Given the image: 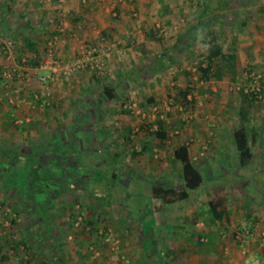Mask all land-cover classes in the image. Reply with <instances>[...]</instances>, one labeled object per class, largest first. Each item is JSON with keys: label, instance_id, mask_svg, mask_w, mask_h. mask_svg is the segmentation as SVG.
Segmentation results:
<instances>
[{"label": "rangeland", "instance_id": "obj_1", "mask_svg": "<svg viewBox=\"0 0 264 264\" xmlns=\"http://www.w3.org/2000/svg\"><path fill=\"white\" fill-rule=\"evenodd\" d=\"M203 1L212 10L203 20L222 14L229 23L220 41L235 53L236 66L224 81L199 79L203 48L187 34L200 21L201 0H0V20H11L12 29L0 33V68L12 41L15 60L24 56L31 67L28 90L48 100L16 103L0 80V146L21 150L45 139L44 164L65 161L45 177L34 168L26 180L20 169L10 170L9 155L0 160V264H27L29 257L35 264H202L197 258L209 251L187 245L191 233L212 226L210 198L236 212L234 232L215 225L210 244L217 260L210 263L264 264V0H227L223 10H216L220 0ZM50 49L62 67H82L41 82L35 69L51 60ZM190 79L192 104L181 96ZM248 92L257 96L246 108ZM122 105L132 115L117 113ZM157 117L170 139L141 129ZM243 125L254 152L247 165L234 142ZM182 142L194 145L207 180L189 199L155 200L153 185L184 188L173 156ZM81 172L91 188L72 184ZM254 208L263 212L256 228L247 217ZM155 210L160 222L173 225L175 240L147 239V230L161 232Z\"/></svg>", "mask_w": 264, "mask_h": 264}, {"label": "trees", "instance_id": "obj_2", "mask_svg": "<svg viewBox=\"0 0 264 264\" xmlns=\"http://www.w3.org/2000/svg\"><path fill=\"white\" fill-rule=\"evenodd\" d=\"M202 1V4H204V1ZM228 1L227 0H220L219 5L217 6L216 10H223L228 7ZM171 6L169 4L165 5V8L169 11H171ZM202 12L199 14L200 21L195 24L191 30L192 33H188V37L192 36L193 41H196L198 43L207 44V49L203 48V54L204 57L202 58L199 66L198 71L200 74L199 79L201 81H224L228 78L232 77V74L235 72V66H236V55L232 50H229L225 47V45L220 41V32H223L226 35H229L227 25H229L227 19L222 14H214L210 17H208L206 20H203V17L206 16L211 10L209 4H204L201 6ZM219 20L222 24L221 26L215 27L213 24L214 21ZM207 24V25H206ZM205 26L209 27V30H205ZM197 29H203L205 32V36L203 40H198L197 38ZM2 33V31H0ZM154 33H157V30L152 29L150 32H148L147 36L151 39H153L155 36ZM227 39V36H226ZM26 40L28 41L29 45H35V42L31 40L30 38L26 37ZM188 45L190 46V42H188ZM193 81L190 79L188 81V84L186 85L185 89L181 90V96L183 100H185V103L192 104L193 101L189 100V95L193 92L194 86ZM106 92L109 94L110 97L114 98V88L106 87ZM256 93L254 92H248L244 93V102L245 107L248 108L249 105L253 102V99L256 97ZM148 101L153 102L154 99L151 97L148 99ZM43 100H40L39 104L42 103ZM117 113H123L132 115V110L130 108L125 107L122 105L120 109L117 111ZM242 113L245 116L244 108L242 110ZM25 122V121H24ZM26 123V122H25ZM155 123V124H154ZM153 124H141L142 130H147L149 134L154 137L161 140H168L170 139L169 129L168 125L165 122L164 119L161 117H157L155 119ZM27 125L24 124H18L16 127L19 131H23L26 129ZM153 126V127H152ZM131 130V127H129ZM43 141H46L45 139ZM43 141H35L30 144L29 148H25L19 150L16 147H9L4 148L0 146V160L4 159L5 155H9L11 157L10 162L8 165L10 166V170H13L14 168L20 169L23 171L24 178L26 177V180L30 179V173L31 171L36 168L37 171L40 173V176L45 177V174L48 173L47 171H52L51 169L54 167L57 171V169H61L62 165H65V161L58 162V163H51L50 164H44L43 156L47 152V144ZM127 141H131V131L129 132V136H127ZM234 142L235 146L239 152L241 164L247 165L249 164L252 159L254 158V152L251 147V131L250 129L243 125L240 127H237L234 131ZM148 148V143L144 144V150ZM97 153L95 149H91V154ZM174 160L178 163L182 164V181L184 184V188L182 190H178L175 186H169L165 187L163 185H153L152 187V197L156 200H162L163 202H166L168 204H171L173 202H176L178 200H186L190 196L191 190H196L200 188L207 180L206 173L204 169L194 162V159L191 155V146L190 142H182L175 146L173 151ZM59 166V167H58ZM42 169V170H41ZM79 170H81L78 167ZM45 172V173H44ZM53 172V171H52ZM54 173V172H53ZM43 174V175H42ZM55 175V174H54ZM113 180H116L118 177L117 170L113 171ZM74 179H77L78 182H75V180H72V184L76 186L77 184H82L83 187H90V183L88 181H85L83 179L86 178L85 174L81 173H75ZM82 179L84 181H82ZM109 197L113 198V194L109 193ZM210 204V213H211V219L213 222L220 221L221 223H225L229 217V213L226 207V204L223 201H217V200H211L209 201ZM13 221H15L13 219ZM244 231V230H242ZM196 236H192L191 239H189V244L187 245V248H191L192 244L193 246H197L199 248H202L204 250H207L211 252V246L214 244L213 240L215 238L208 234L205 230L195 232ZM203 237H207L208 240H202ZM23 244V247L27 249V251H31L33 248L31 245H29L26 241H18V244ZM213 243V244H210ZM210 245V247H208ZM165 252H160L161 258H163V255ZM27 264H35L34 260H32L29 257V260L27 261ZM37 264H49L48 261L39 262Z\"/></svg>", "mask_w": 264, "mask_h": 264}, {"label": "built area", "instance_id": "obj_3", "mask_svg": "<svg viewBox=\"0 0 264 264\" xmlns=\"http://www.w3.org/2000/svg\"><path fill=\"white\" fill-rule=\"evenodd\" d=\"M13 47L14 44L12 41L6 43L4 47L5 59L0 68V80L4 82V87L15 95L13 97H15L16 99H12V101L16 103H23L27 100V98H29V104H33L35 101L40 100H43V102H47L48 100L44 99L39 92H30L28 90V82L32 79L31 67H29L28 64V58L23 56L19 61H16L13 57ZM49 57L51 59L50 61L48 60L45 63H41L38 68L35 69V74L43 83L48 81L49 79H52L55 73L60 69L65 70V72H71L73 71V69H80L82 67L81 63H78L75 66L73 64L72 66L67 65L66 67H62L59 60L56 59L53 49H50ZM42 70H48L50 71V74L41 75L40 72ZM22 121L25 120L22 119Z\"/></svg>", "mask_w": 264, "mask_h": 264}, {"label": "crops", "instance_id": "obj_4", "mask_svg": "<svg viewBox=\"0 0 264 264\" xmlns=\"http://www.w3.org/2000/svg\"><path fill=\"white\" fill-rule=\"evenodd\" d=\"M10 23H11V20H9V19H2V20H0V31H2V33L3 32H6L8 29H10V30H12L11 29V25H10ZM18 31H20V29H18ZM190 146H191V155H192V157H193V159H194V154H195V149H194V145H191L190 144ZM163 186H165V187H169V186H166V185H163ZM183 186H184V184H183ZM152 195V194H151ZM190 195H191V193H190ZM153 196V195H152ZM189 198H190V196H189ZM188 198V199H189ZM154 199V198H153ZM211 200H213V198H210V201ZM234 212V211H233ZM232 212V210H231V208H229L228 209V213H229V217H228V219H227V221H225V224L226 225H228L229 226V229H233L234 227H235V225H233V220L231 219L232 217H236L235 216V213L236 212H234L233 213ZM152 213H155L154 214V221L157 223V225L159 226V227H161V232L159 233V231H158V227H156L155 228V232L154 231H151V230H147V232H148V236H147V234H146V237H147V239H157V237H160V238H163V239H165V240H175V235H176V231L173 229V225L172 224H169V223H167V222H165V221H162V222H160V220L158 219V215L157 214H159V213H161L159 210L157 211V210H155V211H153ZM262 213L263 212H261L260 210H258V209H256V208H254L253 210H248L247 211V217H251V221L249 222V223H252V226L253 227H255L256 225H255V222L256 221H258L259 219L258 218H261V216H262ZM253 218V219H252ZM210 222L212 223V226L210 225V226H204V227H201V228H199V230L198 231H202V230H205L208 234H210V235H212L213 237H215V228L214 227H216V228H218L217 226H215V225H221V224H223V223H221L220 221H217V222H213L212 221V219H211V217H210ZM246 222H248V221H246ZM245 222V223H246ZM146 223H148V222H146ZM205 224V223H204ZM154 226H157L156 224H153ZM162 225H163V227H162ZM206 225V224H205ZM150 226H152V225H150ZM263 226H264V220H263ZM252 227V228H253ZM148 228V227H147ZM164 228H166V229H164ZM256 228V227H255ZM158 231V232H157ZM150 232L151 233H153V234H150ZM233 232H234V229H233ZM178 234V233H177ZM179 234H181V233H179ZM155 235V236H154ZM174 235V236H173ZM153 236V237H152ZM192 236H196V234L193 232V233H191L190 235H189V237H188V240L189 239H191L192 238ZM202 240H208V238L207 237H203L202 238ZM237 240V239H236ZM214 250L213 249H211V252H209V253H207L206 254V256L205 257H200V258H197V260H199V261H201L202 262V264H211L210 262L212 261V259L214 260V262L217 260V258L216 257H214ZM214 264V263H213Z\"/></svg>", "mask_w": 264, "mask_h": 264}, {"label": "clouds", "instance_id": "obj_5", "mask_svg": "<svg viewBox=\"0 0 264 264\" xmlns=\"http://www.w3.org/2000/svg\"><path fill=\"white\" fill-rule=\"evenodd\" d=\"M196 35H197L198 40H203L204 36H205V32H204L203 29H197ZM201 47L204 48V49H207L208 45L207 44H202Z\"/></svg>", "mask_w": 264, "mask_h": 264}]
</instances>
